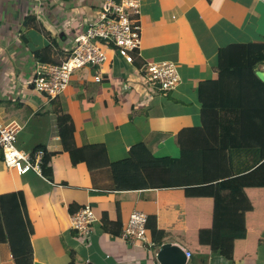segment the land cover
Masks as SVG:
<instances>
[{
	"label": "crops",
	"instance_id": "1",
	"mask_svg": "<svg viewBox=\"0 0 264 264\" xmlns=\"http://www.w3.org/2000/svg\"><path fill=\"white\" fill-rule=\"evenodd\" d=\"M99 8L97 0H0V122L23 125L16 145L24 152L39 146L54 152L49 178L8 168L0 148V194H24L33 264H161L157 254L167 242L191 252L185 264H264L263 168L249 178L245 191L224 186L223 179L113 190L108 168L72 163L53 102L33 88L32 77L37 59L60 64L69 55ZM141 24L140 59L127 63L109 47L102 66L77 69L56 98L73 118L77 146L105 143L111 161L128 157L140 142L157 156L171 155L164 150L179 156L182 134L187 144L200 135L212 141L203 123L200 83L218 77L221 47L264 40V2L141 0ZM146 61L175 63L179 84L170 92L148 87L142 76ZM256 155L236 151L227 156L233 166L225 160L223 168L236 167L245 176ZM85 206L97 219L89 236H81L72 224V216ZM134 210L148 216L146 240L106 231L105 215L124 229ZM154 225L163 234H155ZM0 264H16L7 242H0Z\"/></svg>",
	"mask_w": 264,
	"mask_h": 264
},
{
	"label": "trees",
	"instance_id": "2",
	"mask_svg": "<svg viewBox=\"0 0 264 264\" xmlns=\"http://www.w3.org/2000/svg\"><path fill=\"white\" fill-rule=\"evenodd\" d=\"M261 65H264V40L233 42L219 49L218 77L202 81L199 86L203 123L212 141L200 135L198 140L189 139L187 144L180 134L179 156H157L147 142H140L131 147L128 157L111 161L105 143L85 141L83 146H77L72 116L56 99H51L64 149L74 165L85 162L91 170L108 168L113 190L178 187L223 179L224 186L245 191L249 178L264 169V82L257 75ZM40 148L45 150L43 175L51 178L49 163L54 152L42 146L35 150ZM245 150L257 154L250 163L249 174L240 176L236 167L223 168L225 160L233 166L227 156ZM253 184L260 183L254 180ZM24 200L20 191L0 194V242L9 243L16 264H33L31 222L23 211ZM103 225L116 236L124 230L120 224L109 222L106 215ZM155 227V234H163Z\"/></svg>",
	"mask_w": 264,
	"mask_h": 264
},
{
	"label": "built area",
	"instance_id": "3",
	"mask_svg": "<svg viewBox=\"0 0 264 264\" xmlns=\"http://www.w3.org/2000/svg\"><path fill=\"white\" fill-rule=\"evenodd\" d=\"M97 1L100 5L97 19L76 36L69 55L60 64L36 60L32 86L37 92L51 99L58 98L69 86L77 69L86 65L102 66L108 60L109 47L115 48L127 63H135L142 57L141 0ZM142 76L148 87L158 88L162 92L172 91L180 82L177 66L170 61L144 62ZM96 80L101 81L102 77L97 75ZM22 128L20 123L0 122V148L4 163L20 174L31 170L43 174L45 150L40 148L27 153L16 145L17 134ZM96 220L90 206L81 208L72 216L73 227L81 236L92 233ZM147 221L145 212L134 210L125 224L122 237L127 240H146ZM186 255L190 257L191 252H186Z\"/></svg>",
	"mask_w": 264,
	"mask_h": 264
},
{
	"label": "water",
	"instance_id": "4",
	"mask_svg": "<svg viewBox=\"0 0 264 264\" xmlns=\"http://www.w3.org/2000/svg\"><path fill=\"white\" fill-rule=\"evenodd\" d=\"M257 75L264 82V70H258ZM157 258L161 264H185L187 261L186 251L179 245L170 242L162 244ZM87 264H93L88 262Z\"/></svg>",
	"mask_w": 264,
	"mask_h": 264
},
{
	"label": "rangeland",
	"instance_id": "5",
	"mask_svg": "<svg viewBox=\"0 0 264 264\" xmlns=\"http://www.w3.org/2000/svg\"><path fill=\"white\" fill-rule=\"evenodd\" d=\"M98 11H100V8H99V10ZM166 153H169V154H171V155H176L175 154V152H169V150H164Z\"/></svg>",
	"mask_w": 264,
	"mask_h": 264
}]
</instances>
